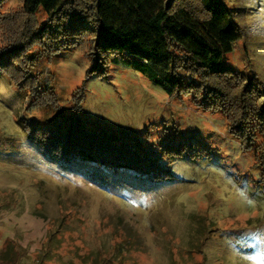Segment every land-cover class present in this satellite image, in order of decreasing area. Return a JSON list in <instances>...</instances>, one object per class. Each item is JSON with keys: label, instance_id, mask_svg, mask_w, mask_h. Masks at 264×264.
Returning <instances> with one entry per match:
<instances>
[{"label": "rangeland", "instance_id": "rangeland-1", "mask_svg": "<svg viewBox=\"0 0 264 264\" xmlns=\"http://www.w3.org/2000/svg\"><path fill=\"white\" fill-rule=\"evenodd\" d=\"M226 2L242 32L226 64L264 84V0ZM21 4L1 5L0 49L19 38ZM40 48L27 51L42 52L32 97L0 72V264H264V165L223 113L170 97L122 62L89 74L85 44L51 55ZM75 103L102 131L159 154L169 173L151 180L62 162L20 125L63 119Z\"/></svg>", "mask_w": 264, "mask_h": 264}, {"label": "trees", "instance_id": "trees-1", "mask_svg": "<svg viewBox=\"0 0 264 264\" xmlns=\"http://www.w3.org/2000/svg\"><path fill=\"white\" fill-rule=\"evenodd\" d=\"M39 12L44 13L41 21L36 18ZM19 13L23 18L16 25L19 38H6L2 45L0 72L29 96L39 83L31 74L32 61L42 56L41 51L27 52L31 46L51 55L85 44L93 63L89 74L102 76L109 66L122 62L170 97L192 96L204 110L223 113L232 134L252 149L263 167L264 84L255 75L244 78L226 64L242 36L226 0H22ZM4 20L0 14V24ZM9 23L13 26V21ZM48 94L56 106L55 96ZM79 106L75 103V110L63 119L20 125L49 157L62 162L79 159L123 167L151 180L169 173L159 154L147 155L136 138L102 131L96 120L79 115ZM162 148L171 152L169 144Z\"/></svg>", "mask_w": 264, "mask_h": 264}]
</instances>
